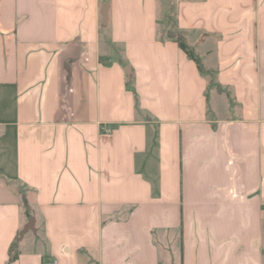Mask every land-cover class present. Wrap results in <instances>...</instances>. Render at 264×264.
Returning a JSON list of instances; mask_svg holds the SVG:
<instances>
[{
    "label": "crops",
    "instance_id": "crops-1",
    "mask_svg": "<svg viewBox=\"0 0 264 264\" xmlns=\"http://www.w3.org/2000/svg\"><path fill=\"white\" fill-rule=\"evenodd\" d=\"M17 235L11 264H264V0H0V264Z\"/></svg>",
    "mask_w": 264,
    "mask_h": 264
},
{
    "label": "trees",
    "instance_id": "trees-1",
    "mask_svg": "<svg viewBox=\"0 0 264 264\" xmlns=\"http://www.w3.org/2000/svg\"><path fill=\"white\" fill-rule=\"evenodd\" d=\"M168 36L173 38V39H175L178 42L180 48H182L186 52L188 57L190 59H193L197 63V65H198V67H199V69H200V71L202 73H204V74L208 73V70H206V68L204 67L200 57L195 53V51L192 48V46H190L188 44V42H187V40H186V38H185V36H184V34L182 32L177 31V30L176 31L170 30L168 32ZM101 59L106 65L109 64L107 57L102 56ZM129 87L132 89L131 86H129ZM25 207H26V210L30 213V205L28 203H26ZM19 236L20 235H17L15 237V239H14V241H13L11 247H10L8 264L13 263L19 257V254H20Z\"/></svg>",
    "mask_w": 264,
    "mask_h": 264
},
{
    "label": "water",
    "instance_id": "water-1",
    "mask_svg": "<svg viewBox=\"0 0 264 264\" xmlns=\"http://www.w3.org/2000/svg\"><path fill=\"white\" fill-rule=\"evenodd\" d=\"M102 15L104 17V21L107 22V20H108V4L107 3H105L103 6ZM32 221L33 220L31 219L29 225L25 227L24 231H27L30 228Z\"/></svg>",
    "mask_w": 264,
    "mask_h": 264
},
{
    "label": "rangeland",
    "instance_id": "rangeland-1",
    "mask_svg": "<svg viewBox=\"0 0 264 264\" xmlns=\"http://www.w3.org/2000/svg\"><path fill=\"white\" fill-rule=\"evenodd\" d=\"M171 29H172V31H176L175 29H174V22H173V19L171 20Z\"/></svg>",
    "mask_w": 264,
    "mask_h": 264
},
{
    "label": "built area",
    "instance_id": "built-area-1",
    "mask_svg": "<svg viewBox=\"0 0 264 264\" xmlns=\"http://www.w3.org/2000/svg\"><path fill=\"white\" fill-rule=\"evenodd\" d=\"M51 264H55V261H54V262H52Z\"/></svg>",
    "mask_w": 264,
    "mask_h": 264
}]
</instances>
